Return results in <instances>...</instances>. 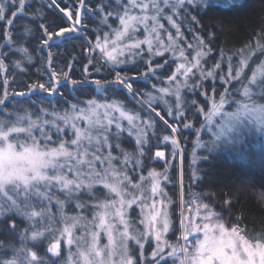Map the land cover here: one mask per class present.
<instances>
[{
    "label": "snow or ice",
    "instance_id": "snow-or-ice-1",
    "mask_svg": "<svg viewBox=\"0 0 264 264\" xmlns=\"http://www.w3.org/2000/svg\"><path fill=\"white\" fill-rule=\"evenodd\" d=\"M211 7L0 0V264H264V224L196 190L198 149L264 161V16L225 48Z\"/></svg>",
    "mask_w": 264,
    "mask_h": 264
},
{
    "label": "trees",
    "instance_id": "trees-1",
    "mask_svg": "<svg viewBox=\"0 0 264 264\" xmlns=\"http://www.w3.org/2000/svg\"><path fill=\"white\" fill-rule=\"evenodd\" d=\"M243 5L224 7L212 3V7L207 10L202 22L210 26L209 30L217 33L218 46L240 47L249 33L259 27L261 17L264 16L262 0H243ZM213 24L216 26L211 27ZM202 177V182L196 187L197 191L211 190L220 201L232 197L236 201L232 208L233 215L242 209L249 227L264 224V207L255 195L259 185L264 183V161L261 160L258 143L254 159L247 164L225 151L210 155L202 165Z\"/></svg>",
    "mask_w": 264,
    "mask_h": 264
},
{
    "label": "rangeland",
    "instance_id": "rangeland-1",
    "mask_svg": "<svg viewBox=\"0 0 264 264\" xmlns=\"http://www.w3.org/2000/svg\"><path fill=\"white\" fill-rule=\"evenodd\" d=\"M225 2H226V0H212V3H219V4H221V5H224L225 4ZM220 47H222V46H220ZM231 49H234V48H231ZM186 135L188 134V133H185ZM191 136L189 137V141H191ZM205 139H207V136H205L204 137ZM188 150H189V153H190V150H191V143L189 142V147H188ZM198 151V153H200L201 155H212V154H207L206 152H204L203 150H197ZM220 151H225V152H228L227 150H225V149H219V150H217V152H220ZM206 160H202V161H199L198 162V167H199V169L201 170V175H202V165H203V163L205 162ZM206 191H211V190H206ZM216 199L218 200V201H220L218 198H217V196H216Z\"/></svg>",
    "mask_w": 264,
    "mask_h": 264
}]
</instances>
